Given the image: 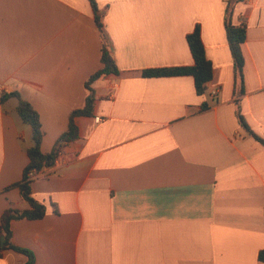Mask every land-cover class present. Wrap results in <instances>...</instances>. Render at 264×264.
Instances as JSON below:
<instances>
[{"label": "crops", "instance_id": "obj_1", "mask_svg": "<svg viewBox=\"0 0 264 264\" xmlns=\"http://www.w3.org/2000/svg\"><path fill=\"white\" fill-rule=\"evenodd\" d=\"M95 1L120 75L92 83L91 115L74 119L79 138L32 183L45 216L12 220L11 242L35 264H264V145L237 117L239 108L264 140V0L234 4L233 24L246 25L240 96L230 0ZM196 25L213 67L203 94L189 75H141L191 66ZM102 45L89 0H0V93L18 91L39 112L44 153L85 106ZM31 144L30 126L0 105V217L30 208L9 186ZM26 261L12 249L0 256Z\"/></svg>", "mask_w": 264, "mask_h": 264}, {"label": "trees", "instance_id": "obj_2", "mask_svg": "<svg viewBox=\"0 0 264 264\" xmlns=\"http://www.w3.org/2000/svg\"><path fill=\"white\" fill-rule=\"evenodd\" d=\"M243 0H230L226 7L225 29L229 49L233 58L235 78L239 85L237 96L244 93V77L243 68L245 59L242 51V44L246 39V25L241 23L235 25L232 22V14L234 4ZM95 17L96 26L101 34L103 45L101 48V63L102 68L92 74L85 82L89 94L86 99V104L83 108L74 110L69 116L67 129L57 138L53 149L50 152L44 153L41 150V145L44 138V131L42 128L41 118L39 112L27 100L23 99L18 91H4L0 93V105L5 104L9 99H17L15 111L21 118L22 122L29 125L31 128L32 144L25 149L28 156V163L23 169L22 178L20 181L12 184L9 188H18L21 197L29 204L30 208L26 210H19L9 206L0 217V237L4 236V246L0 245V256L4 249H12L16 252L22 253L27 257L25 264H35V254L27 248L17 246L11 242V221L19 219L39 220L45 216L46 205L43 202L36 200L32 195V183L35 178L44 168H51L59 155L63 151V147L79 138V129L75 124V117L80 115H91L93 102L95 100V92L92 88V83L100 78L102 75H120V71L108 47L103 23V13L98 8L95 0H89ZM187 43L193 57V64L191 66H176L165 67L157 69H148L142 71L143 77H165V76H192L195 83L197 94L201 95L206 90V85L213 77V67L210 60L205 53V47L201 38V28L196 25L194 30L187 35ZM238 104V102H237ZM208 108L206 103L202 104V110ZM237 117L241 126L264 145V140L260 139L247 125L242 117L239 108L237 109ZM54 212L58 213V208L53 204Z\"/></svg>", "mask_w": 264, "mask_h": 264}, {"label": "rangeland", "instance_id": "obj_3", "mask_svg": "<svg viewBox=\"0 0 264 264\" xmlns=\"http://www.w3.org/2000/svg\"><path fill=\"white\" fill-rule=\"evenodd\" d=\"M17 104V99L13 98L10 103L6 102L5 103V107L10 111V113L19 120L20 123H22L21 118L19 117V115L17 114V112L14 110L12 111L11 109L13 108L14 105Z\"/></svg>", "mask_w": 264, "mask_h": 264}, {"label": "built area", "instance_id": "obj_4", "mask_svg": "<svg viewBox=\"0 0 264 264\" xmlns=\"http://www.w3.org/2000/svg\"><path fill=\"white\" fill-rule=\"evenodd\" d=\"M217 93H218V89H213V90L211 91V95H212V96L216 95ZM95 121H96L97 123H99V122L101 121V118H100V117H96V118H95Z\"/></svg>", "mask_w": 264, "mask_h": 264}, {"label": "water", "instance_id": "obj_5", "mask_svg": "<svg viewBox=\"0 0 264 264\" xmlns=\"http://www.w3.org/2000/svg\"><path fill=\"white\" fill-rule=\"evenodd\" d=\"M0 245L3 247L4 246V236L0 237Z\"/></svg>", "mask_w": 264, "mask_h": 264}]
</instances>
